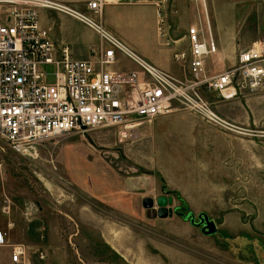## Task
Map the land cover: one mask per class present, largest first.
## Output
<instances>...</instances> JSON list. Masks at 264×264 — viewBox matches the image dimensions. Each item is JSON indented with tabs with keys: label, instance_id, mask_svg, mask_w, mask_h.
<instances>
[{
	"label": "rangeland",
	"instance_id": "obj_1",
	"mask_svg": "<svg viewBox=\"0 0 264 264\" xmlns=\"http://www.w3.org/2000/svg\"><path fill=\"white\" fill-rule=\"evenodd\" d=\"M61 1L85 9L86 0ZM126 2L153 4L174 37L184 34L203 6L202 0ZM214 3L212 24L223 21L237 45L263 34L264 0ZM46 10L51 34L68 40L76 55L87 40L98 38L74 17ZM105 10L102 22L112 31L109 11L115 8ZM143 18L146 34L150 26ZM145 44L156 51L153 43ZM44 69L52 72L54 66ZM247 97L256 105L250 161L246 153L229 154L206 140L172 142L176 119L164 116L184 110L142 123L137 137H124L122 126L88 128L39 145L33 156L15 152L0 137V229L13 222L9 243L26 244L30 264H264V90ZM221 103L213 105L218 113ZM160 196L172 199L173 215L147 217L143 199L152 197L157 206ZM7 198L10 214L3 211ZM179 211L206 212L218 232L202 233ZM12 245H0V264H13Z\"/></svg>",
	"mask_w": 264,
	"mask_h": 264
},
{
	"label": "built area",
	"instance_id": "obj_2",
	"mask_svg": "<svg viewBox=\"0 0 264 264\" xmlns=\"http://www.w3.org/2000/svg\"><path fill=\"white\" fill-rule=\"evenodd\" d=\"M126 1L86 0L80 10L61 0H0V137L15 152L33 156L39 145L88 128L122 126L124 137H137L142 123L182 110L199 114L230 134H255L220 115L213 105L264 90V44L253 43L238 53L233 65L213 73L206 59L218 47L210 24L191 27L187 47L174 54L185 74L177 77L105 27L106 6ZM46 9L74 17L99 36L89 57H77L69 44L52 37L41 23ZM162 23L158 18L159 34L167 45L175 44ZM120 56L136 67L114 68ZM45 65H53L54 71H45ZM205 94H215L216 101ZM204 108L212 111L205 114ZM3 211L11 212L8 198ZM12 227L9 221L0 230V245H12ZM28 254L26 244L11 246L13 264H30Z\"/></svg>",
	"mask_w": 264,
	"mask_h": 264
},
{
	"label": "crops",
	"instance_id": "obj_3",
	"mask_svg": "<svg viewBox=\"0 0 264 264\" xmlns=\"http://www.w3.org/2000/svg\"><path fill=\"white\" fill-rule=\"evenodd\" d=\"M217 2L222 3V0H217ZM202 5V9L198 11L197 18L192 21L190 25H188V27L185 28V32L183 35L174 37L170 35L168 29L165 30L170 39L176 40V43H172L171 45H167V39L159 34L158 17H156V7L150 3L145 4L123 2L106 6L108 9L115 8V10L109 11L110 27L108 26V28H110L112 30L111 32H113L116 36H118L126 44H128L137 54L146 58L159 68L164 69L170 73L172 72L173 75L182 78L185 77L183 67L175 61L174 54L177 50H184L187 47V33L191 27L204 26L207 22H209L210 24L212 35L218 47L217 52L210 55L206 59V66L213 73L219 72L224 68L233 65L236 62L238 53L243 49L249 48L253 43L262 42L264 44L263 29V34L258 39H254L250 44L237 45L236 42L232 41L230 35L228 34L229 30L223 24V21H221L220 19H216L217 23L215 26L211 22L209 18L210 10L211 12L214 10V14H217L216 3H214V5L212 6V0H202ZM105 11L106 10H104V14L106 13ZM178 11L180 12V10ZM46 13L47 10H43L41 12V23L46 28H50V26L45 23ZM145 16H147V23L150 26L149 31L146 32V34L141 31V26L145 25V22L143 20L145 19L143 18ZM203 16H205L204 18L207 17L208 19H206L205 21L204 18L202 19ZM86 28L90 35H96L93 30H91L87 26ZM52 37L58 43H67L72 47V44L68 40L57 39L53 35ZM98 38L96 39V41H93L91 39L87 40L85 43V51L83 53H80V55H75L80 58L89 57V48L90 46L99 43ZM146 42L153 43L155 45L156 51L151 52L146 47ZM174 65L178 66L177 70L173 69ZM135 67V63L124 56H120L119 63L115 64L114 66V68L116 69H130ZM221 102V104L217 105L220 115L236 122L237 124H240L244 128L255 130L254 125L256 121L254 119L256 116V105H254V98L247 97L246 99L243 97H238ZM172 115L175 116V123L177 125L176 139H172V142L174 143H181L182 141L186 140L188 144L193 145L198 142L203 143L206 140V144L208 146H219L224 150V152H227L229 154L240 155V152L244 154L246 153V161H250L252 155H254V152L251 153L250 151L252 147L251 139L253 138V136L230 134L228 132L226 133L225 131L221 132L200 120V118L196 116L194 112L182 111L164 117H170ZM162 118L163 117L159 118L158 120ZM144 131L145 127L142 128V135H140V137L143 136ZM153 131H155V133L158 132L155 129H153ZM153 131L152 133L155 134Z\"/></svg>",
	"mask_w": 264,
	"mask_h": 264
},
{
	"label": "water",
	"instance_id": "obj_4",
	"mask_svg": "<svg viewBox=\"0 0 264 264\" xmlns=\"http://www.w3.org/2000/svg\"><path fill=\"white\" fill-rule=\"evenodd\" d=\"M171 202V198L160 196L157 198V206H155V200L152 197H145L143 199V206L146 208V216L149 218H166L172 216L174 210L169 206ZM177 213L185 220H189L192 225L200 226L202 233L206 235H212L218 232L216 222L210 218L206 212H200L197 216L192 211H189L188 213L179 211Z\"/></svg>",
	"mask_w": 264,
	"mask_h": 264
},
{
	"label": "bare ground",
	"instance_id": "obj_5",
	"mask_svg": "<svg viewBox=\"0 0 264 264\" xmlns=\"http://www.w3.org/2000/svg\"><path fill=\"white\" fill-rule=\"evenodd\" d=\"M209 111H212V109L211 108H204V110H203V113H208Z\"/></svg>",
	"mask_w": 264,
	"mask_h": 264
}]
</instances>
